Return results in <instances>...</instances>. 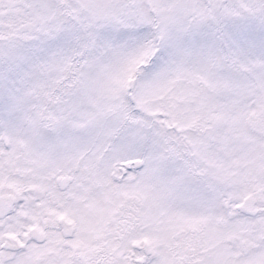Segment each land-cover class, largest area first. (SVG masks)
Here are the masks:
<instances>
[{"label": "snow or ice", "instance_id": "obj_1", "mask_svg": "<svg viewBox=\"0 0 264 264\" xmlns=\"http://www.w3.org/2000/svg\"><path fill=\"white\" fill-rule=\"evenodd\" d=\"M0 264H264V0H0Z\"/></svg>", "mask_w": 264, "mask_h": 264}]
</instances>
